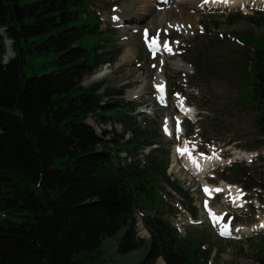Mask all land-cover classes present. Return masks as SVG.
I'll return each mask as SVG.
<instances>
[{"label": "trees", "instance_id": "1", "mask_svg": "<svg viewBox=\"0 0 264 264\" xmlns=\"http://www.w3.org/2000/svg\"><path fill=\"white\" fill-rule=\"evenodd\" d=\"M85 9L84 0H0V264H86L122 229L117 252L130 254L144 244L134 226L139 214L150 237L137 264H208L156 206L162 186L192 203L166 174L154 131L129 122L127 140H106L110 133L98 135L86 122H122L128 107L120 90L81 85L116 60L100 45L96 14ZM5 41L13 57L3 64ZM47 54L54 69L28 76L27 62ZM248 59L249 101L264 145V36Z\"/></svg>", "mask_w": 264, "mask_h": 264}, {"label": "rangeland", "instance_id": "2", "mask_svg": "<svg viewBox=\"0 0 264 264\" xmlns=\"http://www.w3.org/2000/svg\"><path fill=\"white\" fill-rule=\"evenodd\" d=\"M184 1L174 0L165 10L167 20L162 24L159 20L164 11H160L161 8L152 11L149 4L150 14L136 22L134 34L131 35L133 31H130L134 57L130 64L122 66L120 60L126 50L125 40L121 38L123 24H117L111 18L116 11L124 13L141 9L140 2L84 0L85 14H96L98 29L105 35L100 45L108 48L116 60L86 76L81 85L89 88L103 84L100 92L120 90L123 95L118 100L128 107L126 120L122 122L104 124L93 118L86 122L98 135L110 133L106 140L120 136L127 140L133 134L129 122L147 132L154 131L152 134L158 142L160 155H167L166 174L177 182L192 203L191 207L186 198L162 186L156 206L184 239L186 247L192 250L201 248L208 257V264H258L259 258L264 259V228L252 230V227L264 217V145L256 125L257 111L249 101L247 73L250 52L257 39L264 36V0L244 1L246 6L231 0L234 4L229 7H202L192 11L186 9ZM115 7L116 11L113 10ZM140 9L139 13L143 15ZM181 11L189 17L188 24L177 19ZM237 15L243 19H238ZM144 30L148 31L149 38L159 35L155 57L146 50L142 36ZM164 41L172 48L169 55L161 54ZM5 48L3 64L13 57L8 41H5ZM54 58L53 54L31 58L26 66L27 75L50 73L54 69L51 63ZM94 74H99L101 79L89 83ZM159 82L166 88V97L157 96L159 85L156 84ZM175 98L182 99L195 113H200L195 121L177 111ZM164 130H169L170 134ZM183 142L195 153L209 154L213 150L219 154L224 164L205 173V181L213 186L221 182L237 186L242 195L241 208L219 195L212 198L204 195L201 181L187 172L180 157L174 154L176 147ZM232 142V149L227 147L225 152L224 146ZM147 151L144 150L142 155ZM204 202L214 212L218 211L220 225L208 220L202 207ZM141 217L135 215L134 225L138 239L144 241L139 250L127 255L118 254L117 244L124 233L122 229L102 240L96 251L86 255L89 260L84 262L137 264L147 252L150 237ZM224 225L230 226L231 231L221 235ZM241 227L251 230L246 233L244 229L246 234H242L239 233ZM161 262L157 261V264H164Z\"/></svg>", "mask_w": 264, "mask_h": 264}, {"label": "bare ground", "instance_id": "3", "mask_svg": "<svg viewBox=\"0 0 264 264\" xmlns=\"http://www.w3.org/2000/svg\"><path fill=\"white\" fill-rule=\"evenodd\" d=\"M247 2V0H237L235 4L242 5ZM138 4H141L140 11L143 12V15L139 13V9H134L132 12H121L116 11L114 15L112 16V20L116 22L117 24H123L122 25V32H121V38L125 40L126 44V50L124 51V55L120 60V65H128L131 62L133 55V49H132V39L130 37V31L131 35L134 34L135 29L133 26H135L136 22H141L144 19V16H147L148 11L150 9L149 4L151 6L152 11H156L157 9H160V11H164L160 15V24L164 22V20H167L168 13L165 12V10L169 9V7L173 4L174 0H138ZM233 1L231 0H185L184 6L187 7L189 11H192L194 9L202 8V7H221L226 6L229 7L230 5H233L234 3H231ZM250 2V1H249ZM247 3L243 4V6H246ZM117 10V9H116ZM185 11V10H184ZM183 11V12H184ZM182 11L180 12V15L178 16V20L188 24L189 23V17L184 16V13ZM192 19V18H191ZM191 22H193L191 20ZM137 23V25H138ZM129 43H128V42ZM135 51V50H134ZM10 56V52L8 53ZM182 63V62H181ZM184 64V63H183ZM185 65V64H184ZM89 83L98 81L101 79V76L99 74H94L90 76ZM163 83L159 82L156 85L161 86ZM138 98V97H136ZM157 99V98H156ZM177 103V106L188 117L193 118L195 116V111L190 106H188L182 99L175 98ZM182 101V103H181ZM182 114V113H181ZM194 150H192L186 142H183L181 145L176 147V150L174 152L175 155H178L180 159L182 160V166L184 169L189 172L191 175L197 177L201 181V189L203 193L207 197H214L216 195H219L221 193H224V198H228V202H231L233 206L241 208L242 205V195L241 190L237 186L228 185L226 183L221 182L220 184L213 186L208 184L205 181L204 174L213 169L214 167L221 164V159L219 157V154L213 150L210 151L209 154L204 155L201 153H193ZM236 153V152H235ZM238 154V153H237ZM236 155V154H235ZM245 157V156H244ZM250 157V156H249ZM247 158V157H246ZM207 175V174H206ZM203 183V186H202ZM207 184V185H206ZM208 189L206 192L205 189ZM217 210L214 214L217 219H213V223L220 225L222 221L220 220L221 217L217 216ZM224 226H222L223 229ZM264 228V217L258 222L257 226L252 227V230H259ZM244 229H246V233L250 232L251 228L241 227L239 230V233L242 232V234H246L244 232ZM162 263V262H161Z\"/></svg>", "mask_w": 264, "mask_h": 264}, {"label": "snow or ice", "instance_id": "4", "mask_svg": "<svg viewBox=\"0 0 264 264\" xmlns=\"http://www.w3.org/2000/svg\"><path fill=\"white\" fill-rule=\"evenodd\" d=\"M145 38H146V43H149L152 48L159 47V43H160L159 42V35L149 38L147 30H145ZM163 47L166 51H169V52L171 51V48L169 47L167 41L163 42ZM158 91L163 92V86L162 85L158 87ZM181 103H182V101H181ZM177 128H179V124L177 125ZM205 191L207 192L208 189L206 188ZM206 207H207V205H206ZM213 219H217V217L213 216ZM228 231H229L228 225H225L223 227V229L221 230V235H224Z\"/></svg>", "mask_w": 264, "mask_h": 264}, {"label": "water", "instance_id": "5", "mask_svg": "<svg viewBox=\"0 0 264 264\" xmlns=\"http://www.w3.org/2000/svg\"><path fill=\"white\" fill-rule=\"evenodd\" d=\"M161 260V259H160ZM160 260H158V261H160ZM162 261V260H161ZM163 262V261H162Z\"/></svg>", "mask_w": 264, "mask_h": 264}]
</instances>
